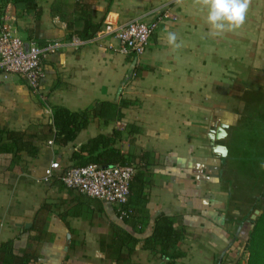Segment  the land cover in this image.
I'll return each instance as SVG.
<instances>
[{
  "label": "crops",
  "instance_id": "obj_1",
  "mask_svg": "<svg viewBox=\"0 0 264 264\" xmlns=\"http://www.w3.org/2000/svg\"><path fill=\"white\" fill-rule=\"evenodd\" d=\"M37 1L35 14L0 0V9L12 3L25 42L64 41L87 24L96 32L134 18L155 27L137 56L120 52L116 39L106 36L45 55L37 90L18 75L0 80V125L23 130L34 146L18 157L0 152V243H35L33 264H117L105 243L122 228L136 241L120 264H161L144 239L164 214L183 232L173 248L180 253L176 263L211 264L225 251L239 207V182L227 162L234 157L232 143L245 130L264 129V113L259 124H239L249 110L241 89L264 84V54L256 52L264 50V0H250L243 25L222 31L208 23V8L198 0ZM166 9L171 16L159 17ZM170 32L179 47L168 43ZM122 99L131 101L121 106ZM55 104L75 111L92 105L96 114L61 143L55 140ZM98 136L134 164L128 204L136 219L123 220L116 204L60 179L74 162L72 153Z\"/></svg>",
  "mask_w": 264,
  "mask_h": 264
},
{
  "label": "trees",
  "instance_id": "obj_2",
  "mask_svg": "<svg viewBox=\"0 0 264 264\" xmlns=\"http://www.w3.org/2000/svg\"><path fill=\"white\" fill-rule=\"evenodd\" d=\"M12 2L22 11L33 12L35 14L39 12L37 0H12ZM78 4H80V0H77ZM66 24L69 29H74L73 22L67 21ZM95 30L96 27L87 24V27L80 33H72V31L69 32V35L75 34L85 39L91 37ZM130 101L129 99H122L120 105L126 106ZM99 104L103 106L107 105L105 102ZM94 114L96 112L92 105L79 111L69 110L58 104L53 105L55 140L66 143L73 139L77 130L82 128L88 122L89 116ZM104 139V136H98L81 145L72 153L71 159L74 161L72 165L78 166L94 162L102 165L115 163L130 164L134 167V164L130 162V156L128 157L127 154L122 153L116 146H109ZM98 143H100L99 146H97ZM33 149L34 146L26 139L23 130L0 125V152H8L18 157L21 152H30ZM130 189L131 180L129 183V193ZM117 207H119V216L123 220L129 217H133V219L137 218L135 210L128 204V197L126 202L118 204ZM182 237L183 232L180 228L175 227L173 219L161 214L155 219L151 234L145 237L144 245L146 248L154 250L163 259L161 264H177L176 259L180 256V253L173 251V248ZM247 240L249 251L247 264H264V209L257 216ZM135 241V236L125 232L122 228H118L114 231L113 239L110 242L106 241L105 250L113 257L115 263L120 264L128 259L133 249L132 242L135 244ZM123 246L127 248L126 251H123ZM36 255V244L30 241L23 247H16L12 240L0 243V264H33L37 258Z\"/></svg>",
  "mask_w": 264,
  "mask_h": 264
},
{
  "label": "built area",
  "instance_id": "obj_3",
  "mask_svg": "<svg viewBox=\"0 0 264 264\" xmlns=\"http://www.w3.org/2000/svg\"><path fill=\"white\" fill-rule=\"evenodd\" d=\"M171 12L166 9L159 17L167 18ZM16 13L11 2L0 9V80L11 75L22 77L27 85L37 90L44 77L43 58L50 52L64 46H77L86 40L112 36L118 43V50L137 56L144 51L155 23L143 19H129L118 23H105L89 39L72 34L64 41L54 40L38 44L25 40L15 26ZM27 43V47H25ZM51 166L56 167L57 162ZM135 168L130 164L115 163L102 165L90 162L84 165H70L60 174L62 182L82 193L116 205L126 202L129 183Z\"/></svg>",
  "mask_w": 264,
  "mask_h": 264
},
{
  "label": "rangeland",
  "instance_id": "obj_4",
  "mask_svg": "<svg viewBox=\"0 0 264 264\" xmlns=\"http://www.w3.org/2000/svg\"><path fill=\"white\" fill-rule=\"evenodd\" d=\"M256 52L259 55L264 54V50ZM247 88L241 89L239 96L247 100L249 110L242 111L239 124L254 120H257L253 122L254 124H259L264 121L259 120L258 117L264 113V84L257 83L254 88L249 84ZM262 135L264 129L245 130L244 137L238 136L237 140H233H236V143L230 142L234 146V157H228L227 162L232 168L231 175L233 173L236 181L239 182L240 193L237 196L239 207L234 210L235 225L229 227L230 238L225 251L221 257L219 254L213 258L211 264H247L249 257L247 239L257 216L264 209V136Z\"/></svg>",
  "mask_w": 264,
  "mask_h": 264
},
{
  "label": "clouds",
  "instance_id": "obj_5",
  "mask_svg": "<svg viewBox=\"0 0 264 264\" xmlns=\"http://www.w3.org/2000/svg\"><path fill=\"white\" fill-rule=\"evenodd\" d=\"M208 8V23L216 30L239 28L246 19V12L250 0H198ZM176 34H168V43L179 47L176 44Z\"/></svg>",
  "mask_w": 264,
  "mask_h": 264
},
{
  "label": "water",
  "instance_id": "obj_6",
  "mask_svg": "<svg viewBox=\"0 0 264 264\" xmlns=\"http://www.w3.org/2000/svg\"><path fill=\"white\" fill-rule=\"evenodd\" d=\"M25 47H27V43H25ZM135 62H136V57L133 58L127 74L125 75L123 81H121V83H120V86H119L118 91H117L118 95L120 94V91H121V88H122L124 82L132 75Z\"/></svg>",
  "mask_w": 264,
  "mask_h": 264
}]
</instances>
